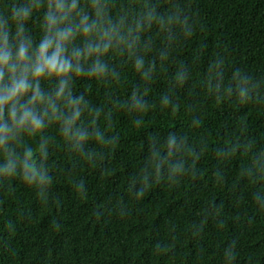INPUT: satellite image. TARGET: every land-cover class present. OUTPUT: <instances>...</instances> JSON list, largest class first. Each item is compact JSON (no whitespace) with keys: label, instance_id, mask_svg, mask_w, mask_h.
<instances>
[{"label":"trees","instance_id":"obj_1","mask_svg":"<svg viewBox=\"0 0 264 264\" xmlns=\"http://www.w3.org/2000/svg\"><path fill=\"white\" fill-rule=\"evenodd\" d=\"M101 2L130 38L75 79L76 123L25 137L46 184L0 157V264H264V0Z\"/></svg>","mask_w":264,"mask_h":264},{"label":"clouds","instance_id":"obj_2","mask_svg":"<svg viewBox=\"0 0 264 264\" xmlns=\"http://www.w3.org/2000/svg\"><path fill=\"white\" fill-rule=\"evenodd\" d=\"M41 2L21 0L18 5L9 0L0 9V157L7 159L15 153L21 179L33 185L48 182L36 159L37 151L44 152L46 146L27 147L25 137L42 139L44 130L54 123H76L85 109L82 96L73 99L75 79L104 78L108 64L103 58L127 43L132 31L128 29L126 36L118 25H112L101 0H89L91 11L87 13L78 0H48L43 35L37 41L25 36V25ZM142 63V58L136 60L137 70ZM53 81L57 82L54 87H41ZM238 88L243 98L248 90L242 83ZM81 126L77 125V131ZM61 131L67 135L66 128ZM78 139L87 137L80 135ZM9 168L15 171L11 161L4 170Z\"/></svg>","mask_w":264,"mask_h":264}]
</instances>
